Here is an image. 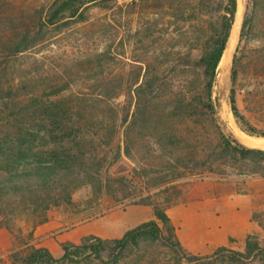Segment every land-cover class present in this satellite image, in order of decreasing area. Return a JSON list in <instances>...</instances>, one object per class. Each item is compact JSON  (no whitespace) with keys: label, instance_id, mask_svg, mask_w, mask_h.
I'll return each instance as SVG.
<instances>
[{"label":"rangeland","instance_id":"obj_1","mask_svg":"<svg viewBox=\"0 0 264 264\" xmlns=\"http://www.w3.org/2000/svg\"><path fill=\"white\" fill-rule=\"evenodd\" d=\"M59 1L0 0V123L6 112L15 114L20 122L31 123L32 134L39 137L45 122L30 106L34 96L63 95L67 105L87 97L96 108L88 119L77 114L73 120L89 121L100 145L93 163L83 159L61 172L45 153L48 143L37 145V156L18 168L0 164V264H23L22 257L38 247L61 256L65 244H81L88 237L116 240L154 219L156 206L171 216L190 255H212L221 247L243 251L250 236L264 246V155L241 154L232 135L262 149L258 140L264 136L239 125L229 98L231 55L238 45V105L248 127L263 133L264 0H242L239 6L211 110L205 105L207 78L197 58L200 43L221 27L225 0L93 4L87 13L92 22L111 21L103 37L90 33L85 23L60 30L50 26L35 47L10 55L13 41L24 33L35 35ZM248 5L251 22L240 44V12L246 10L247 16ZM107 55L111 61L103 68L99 56ZM148 69L159 90L153 96L157 106L151 119L137 127L136 89ZM101 94L104 101L97 99ZM183 96L197 97L194 114L165 111ZM20 97L26 100L21 105L16 103ZM24 107L28 116L20 114ZM247 199H252V213H241ZM143 255L123 264H188L159 245L147 244Z\"/></svg>","mask_w":264,"mask_h":264},{"label":"trees","instance_id":"obj_2","mask_svg":"<svg viewBox=\"0 0 264 264\" xmlns=\"http://www.w3.org/2000/svg\"><path fill=\"white\" fill-rule=\"evenodd\" d=\"M106 1L112 0H61L55 3L50 8L47 18L42 22L40 21L41 23L35 35L24 33L13 41L10 45V55L17 56L35 47L43 39L44 32L47 29L49 30L50 26L56 30H60L61 28L71 27L77 23H85V28L88 27L90 29L91 27L90 30L92 31L90 33L97 32L100 34V37H103L105 32L108 31V26L111 25V21L105 18L104 20L98 19L99 23L92 22L87 16V13L91 9V5H102ZM225 1L226 9L220 24L221 27L219 29H212L210 37L200 43L202 53L197 58L198 65L207 78L205 87V98H207V101H205V105L208 107V110L214 107L212 96L218 68L231 40L232 30L239 13L238 0ZM249 8L250 5H248L240 44L251 22ZM93 37L98 40L97 37ZM110 61L111 57L109 55L103 59H100L99 56V66L103 68ZM238 61L236 55L231 76L232 87L229 97L232 111L239 125L249 134L264 136V132L262 133L248 127L247 120L238 105L236 87L238 80ZM155 83L156 81L152 80V75L148 69L145 75V81L136 89L138 105L133 121L137 127L143 123H147L151 119L149 115L156 108L154 106H157L154 104L155 97L153 96L154 94L157 96L159 90L155 88ZM101 97L102 94L97 99ZM196 98V96H193L192 99L184 96L180 97L177 99L175 106L171 107V105H166L164 107L165 111H170L174 116H190L194 114L192 110L194 109ZM101 99L104 101L105 98ZM18 101L16 103L21 105L26 100L20 97ZM30 101V106L34 107L35 112L40 115L39 121L42 122L44 120L45 122L41 124L42 134L39 137L34 136L32 134L31 123L29 124L25 119H23V122H20L18 119L19 116L16 117L14 116L15 114L10 115L5 111L7 115L4 116L2 123H0V129L4 131L0 133L1 165L6 169L10 166V169L18 168L19 164H22L29 158H35L37 156L34 153L38 149L37 145L46 146L47 143L48 149L45 153L48 158L54 159L53 162L56 171L61 172L67 170L68 167L74 168L78 164H81L84 161L83 159H88L91 163L96 160L95 154L100 143L94 139L95 131L89 130L88 127H91L89 121L86 123L88 115L92 114L89 111L96 108L94 106L95 101H91L87 97H82L80 99L81 103L67 105L64 103L63 95L50 98L44 95L36 98L34 96ZM25 103H28V101ZM28 113V107L22 108L20 112L24 116H28ZM77 114H82L86 119L84 118V121H74L73 119ZM125 121H127V118ZM232 140L235 142V150L241 154L264 155V149L262 148L247 146L238 139H234L233 135ZM232 140H229L230 144H232ZM53 162L50 164L52 165ZM154 211V219L131 228L121 238L107 241L98 236L88 237L81 244H65L61 256H55L47 247L34 248L30 253L22 257L23 264H123L127 259L143 257V249L147 244L159 245L170 253L175 254L176 259L188 264H244L256 260L264 261V246L254 236H250L247 239L246 247L243 251L221 247L212 255H190L186 252L179 239L176 226L167 211L160 206H156Z\"/></svg>","mask_w":264,"mask_h":264},{"label":"water","instance_id":"obj_3","mask_svg":"<svg viewBox=\"0 0 264 264\" xmlns=\"http://www.w3.org/2000/svg\"><path fill=\"white\" fill-rule=\"evenodd\" d=\"M245 18H246V10H242L240 12V17H239V23H238V27H239V31L240 33L242 32L243 28H244V23H245ZM239 40H240V35H239ZM239 44V43H238ZM237 48H238V45L235 47L232 55H231V59L232 61L234 60L235 58V55H236V51H237Z\"/></svg>","mask_w":264,"mask_h":264},{"label":"crops","instance_id":"obj_4","mask_svg":"<svg viewBox=\"0 0 264 264\" xmlns=\"http://www.w3.org/2000/svg\"><path fill=\"white\" fill-rule=\"evenodd\" d=\"M253 203L252 199H247L246 203L242 206L241 213H252Z\"/></svg>","mask_w":264,"mask_h":264},{"label":"bare ground","instance_id":"obj_5","mask_svg":"<svg viewBox=\"0 0 264 264\" xmlns=\"http://www.w3.org/2000/svg\"><path fill=\"white\" fill-rule=\"evenodd\" d=\"M243 4L242 0H239V6L241 7V5ZM237 42V38L232 39V45H235V43ZM251 138L252 141H255L253 137H249L247 140H249ZM259 144H264V140H258Z\"/></svg>","mask_w":264,"mask_h":264}]
</instances>
